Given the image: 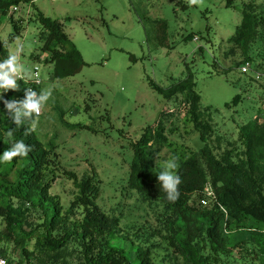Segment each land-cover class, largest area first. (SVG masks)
Listing matches in <instances>:
<instances>
[{"label": "trees", "instance_id": "obj_1", "mask_svg": "<svg viewBox=\"0 0 264 264\" xmlns=\"http://www.w3.org/2000/svg\"><path fill=\"white\" fill-rule=\"evenodd\" d=\"M35 1L0 0V25L12 6ZM238 10L242 20L230 40L231 53L238 49L243 61L225 75L247 63L251 73L256 61L264 70V4L249 0ZM11 21L15 31L10 40L15 41L21 26ZM38 21L42 45L31 60L51 64L55 79L79 74L87 63L63 24L42 13ZM159 22L164 39L167 24ZM256 44L262 47L255 49ZM10 59L8 44L0 39V62ZM152 86L168 100L183 96L185 115L204 146L166 171L158 160L172 114L148 126L131 144L126 188L127 196L134 193L141 206L147 205L156 225L143 217L142 223L123 226L126 217L119 206L107 212L98 204L101 186L95 173L79 178L62 172L54 147L37 137L33 126L39 117L35 106H42L41 87L16 77L5 81L0 75V242L21 250L23 259L17 264H264V228H259L264 227L263 116L240 126L238 140L218 154L209 145L215 130L201 111L193 73L168 88ZM241 101L239 94L233 104ZM62 176L73 181L68 202L53 192Z\"/></svg>", "mask_w": 264, "mask_h": 264}, {"label": "rangeland", "instance_id": "obj_2", "mask_svg": "<svg viewBox=\"0 0 264 264\" xmlns=\"http://www.w3.org/2000/svg\"><path fill=\"white\" fill-rule=\"evenodd\" d=\"M248 1L235 0L234 7L229 6V0L21 3L10 8L0 25V39L8 44L11 54L9 61L0 62V75L5 81L12 80L16 71L33 79L37 69L42 81L43 114L36 118L33 128L39 140L58 153L61 171L79 178L94 172L101 186L98 204L107 212L119 206L126 217L123 226L142 223L143 217L156 225L138 195L127 196L132 142L148 126L157 125L163 114H172L166 122L167 141L158 160L166 171H173L178 161L204 145L185 115L183 96L168 100L152 82L168 88L193 73L201 111L215 130L209 145H214L218 154L229 147V142L238 140L240 126L252 123L257 115L264 118V70L259 62L245 75L237 68L224 73L243 61L238 49L231 53L234 45L230 40L242 20L238 8ZM257 2L264 4V0ZM39 13L63 24L87 63L79 74L55 79L51 64L31 60L42 45ZM11 19L21 26L15 41L10 40L15 31ZM161 20L167 24L164 39L159 37ZM188 35L193 38L185 39ZM260 47L256 44L255 49ZM257 75L263 77L256 80ZM239 94L242 101L235 105ZM73 189V181L62 176L53 192L68 202ZM259 228L264 227L260 224ZM3 230L0 224V232ZM0 251L15 264L23 259L12 242H0Z\"/></svg>", "mask_w": 264, "mask_h": 264}, {"label": "built area", "instance_id": "obj_3", "mask_svg": "<svg viewBox=\"0 0 264 264\" xmlns=\"http://www.w3.org/2000/svg\"><path fill=\"white\" fill-rule=\"evenodd\" d=\"M251 70H252V66H251L250 63H247V64H245L242 67V72L243 73H249ZM14 75L18 79H23V80H26V81L30 80L35 86H41V84H42V81L39 78V73H38L37 69L34 72V78L33 79L29 78L24 73L22 75H20L16 71L14 72ZM29 92H30V94L35 96L33 88H31L29 90ZM35 114L37 116H41L43 114V110H42V106L41 105H36L35 106ZM205 192H206L207 196H209V197H211L213 195V193H212V191H211V189L209 187H207L205 189ZM202 203L205 205L207 203V201L203 200ZM0 264H14V263L10 262L8 258H6V257L2 256V254H0Z\"/></svg>", "mask_w": 264, "mask_h": 264}, {"label": "crops", "instance_id": "obj_4", "mask_svg": "<svg viewBox=\"0 0 264 264\" xmlns=\"http://www.w3.org/2000/svg\"><path fill=\"white\" fill-rule=\"evenodd\" d=\"M41 87V86H40Z\"/></svg>", "mask_w": 264, "mask_h": 264}]
</instances>
